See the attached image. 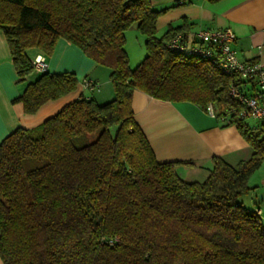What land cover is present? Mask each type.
<instances>
[{
    "label": "trees",
    "instance_id": "16d2710c",
    "mask_svg": "<svg viewBox=\"0 0 264 264\" xmlns=\"http://www.w3.org/2000/svg\"><path fill=\"white\" fill-rule=\"evenodd\" d=\"M163 11L149 0H0L18 80L37 74L14 99L25 113L78 86L73 72H36L27 56L31 48L49 56L59 38L109 67L114 92L103 103L78 97L0 142L2 264H264V222L239 201L264 162V124L239 118L228 75L167 46L182 27L158 35ZM133 25L145 55L130 67L125 32ZM134 90L204 110L212 104L250 157L235 165L216 158L204 180H182L176 162L156 159L136 122Z\"/></svg>",
    "mask_w": 264,
    "mask_h": 264
},
{
    "label": "crops",
    "instance_id": "0c3cea01",
    "mask_svg": "<svg viewBox=\"0 0 264 264\" xmlns=\"http://www.w3.org/2000/svg\"><path fill=\"white\" fill-rule=\"evenodd\" d=\"M149 1L154 9H164L156 20L158 35L169 27L181 26L180 32L191 40L200 29L230 28L235 34L232 48L237 55L243 60L264 62V0ZM26 53L30 60L41 54L34 48L27 49ZM45 57L48 72H73L79 83L75 91L49 100L35 113L27 114L22 102L14 99L37 74L33 72L18 80L6 38L0 29V142L18 127H36L78 97L94 98L99 103L114 97L110 68L96 64L71 42L59 38L52 53ZM84 80L97 82L99 88L94 91L84 89ZM245 88L252 91L250 84ZM132 109L156 159L176 162V172L184 181H201L209 174L216 158L235 165L251 155L250 145L235 125L209 115L199 105L160 100L134 90ZM248 184L253 188L245 199L248 209L258 211L264 222V162L250 176Z\"/></svg>",
    "mask_w": 264,
    "mask_h": 264
},
{
    "label": "built area",
    "instance_id": "2783aa9c",
    "mask_svg": "<svg viewBox=\"0 0 264 264\" xmlns=\"http://www.w3.org/2000/svg\"><path fill=\"white\" fill-rule=\"evenodd\" d=\"M234 40L235 34L230 28L200 29L191 40L181 32L174 34L167 46L182 54L206 59L228 75L231 83L229 95L240 107L235 111L239 118H251L264 124V62L241 59L232 48ZM32 65L36 72L46 71L45 55H37ZM249 84L251 92L243 88ZM82 86L89 91L99 88V84L91 80H84ZM206 112L215 117L212 104H207Z\"/></svg>",
    "mask_w": 264,
    "mask_h": 264
},
{
    "label": "rangeland",
    "instance_id": "374dc122",
    "mask_svg": "<svg viewBox=\"0 0 264 264\" xmlns=\"http://www.w3.org/2000/svg\"><path fill=\"white\" fill-rule=\"evenodd\" d=\"M125 37H126L125 49H127L128 52L127 55L129 58V65L130 67H134L139 61L143 59L145 55L144 36L137 30L136 26L133 25L128 30H126ZM246 121L248 125L251 126L258 123V121L251 118H248ZM94 137L95 134L89 135L90 140L94 139ZM205 178H203L202 180H204ZM245 199H246V195H243L239 201H243L244 205L247 208H249V204Z\"/></svg>",
    "mask_w": 264,
    "mask_h": 264
}]
</instances>
